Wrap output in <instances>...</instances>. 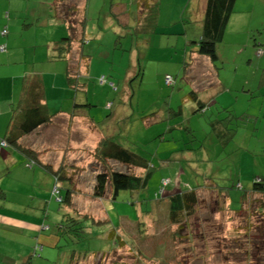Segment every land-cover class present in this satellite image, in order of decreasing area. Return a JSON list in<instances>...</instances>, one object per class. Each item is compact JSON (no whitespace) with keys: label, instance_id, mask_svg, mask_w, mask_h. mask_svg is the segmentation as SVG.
Wrapping results in <instances>:
<instances>
[{"label":"rangeland","instance_id":"374dc122","mask_svg":"<svg viewBox=\"0 0 264 264\" xmlns=\"http://www.w3.org/2000/svg\"><path fill=\"white\" fill-rule=\"evenodd\" d=\"M7 1L9 5L0 13V31L7 26L8 34L0 36V43L10 46V62L28 71L34 55L44 56L51 42L70 31L51 12L53 0ZM120 1L89 0L85 27L81 33L78 25L72 43L71 55L80 58L79 82L85 83L77 91V99L90 104L83 110L87 118L75 117L73 124L66 118L56 120L34 138L35 145H43L41 150L47 146L48 159L55 166L64 161L67 175L82 193L69 206L59 203L52 186L47 197L45 188L36 189L43 199L40 208L47 209L43 215H49L39 224L55 231L56 223H65L75 208L86 234L82 238L73 235V241L60 236L51 254L41 252L29 264H70L72 250L76 256H84V263L78 260L81 264H96L101 254V264H177L183 255L187 257L183 264L253 261L250 251L243 252L250 247L253 231L246 235L238 230L243 218L232 209L240 207L253 179L260 177L264 182V0L256 1L254 12H233L235 21H228L223 39L216 44L214 61L196 52L193 41L200 38L202 22L185 23L186 16L171 19L178 3L170 11L164 9L168 16L157 22L154 32L141 34L122 26L124 22L132 25L134 19L129 18L130 13L120 16L115 12ZM257 48L261 50L256 54ZM43 69L46 86L53 89L47 93L53 109L49 98L60 95L64 78L55 80L51 67ZM166 74L173 76L172 86L166 84ZM101 77L104 83H100ZM71 105L62 95L56 109L69 112ZM102 137L149 162L153 168L144 187L120 190L113 198L92 197L96 175L105 170L94 155ZM108 162L114 170L129 169L114 159ZM165 180H169L167 186ZM196 187L206 190L198 195L197 211L188 218L190 226L184 225L182 236H175L170 227L163 226L165 206L158 204L164 200L163 193ZM216 187L227 195L226 201L209 191ZM105 215L108 220L96 222ZM142 219L153 233L145 240L135 233L134 222ZM156 228L163 231L156 233ZM186 233L194 234L191 243L184 241ZM236 243L240 245L236 247Z\"/></svg>","mask_w":264,"mask_h":264},{"label":"trees","instance_id":"16d2710c","mask_svg":"<svg viewBox=\"0 0 264 264\" xmlns=\"http://www.w3.org/2000/svg\"><path fill=\"white\" fill-rule=\"evenodd\" d=\"M236 2L237 0L205 1L204 13L202 17V32L199 40L193 41L197 45L196 52L198 54L207 56L211 61L217 59L216 44L224 37L228 20L234 12ZM87 3L88 0H53L50 6V10L54 16L63 20L67 24V29L70 31V35L62 37L59 40H54L49 46L52 52L50 59L61 60L65 66L64 93L70 96L72 101L71 111L67 113L68 116L66 118L67 121H69V124H73L75 117L82 118V116H85L86 113L83 112V110H86L87 106H90L87 101L81 102L77 99V91L83 88L85 83L79 82L80 74L78 73V66L80 64V58L76 57L74 59V57L71 55V52L73 51L72 43L76 38V30L78 25L81 27V33L85 27V16L87 15H85V13H87L88 6ZM159 7V0H136V15L133 24L129 26L127 22H124L122 23V26L128 29L134 28L135 31H139L141 34H149L154 32L157 28V14ZM115 9V12L120 16L125 14V12L123 13V11H119L121 10V7H118V5L115 7ZM8 15V11L5 12V16ZM4 30L5 33H3ZM7 34V26H4L0 31V36L5 37ZM78 40L82 42L83 38L78 37ZM1 45L6 46V50L7 44L0 43V46ZM0 50L5 51L1 48ZM260 50L261 48H257L256 54L259 53ZM81 54L82 53L80 51L79 55ZM75 60L76 63L74 66L72 64ZM165 76H169L172 79L171 82L168 83L166 82L165 78L166 84L172 86L175 83L173 76L169 74H166ZM22 80L23 89L21 99L19 104H17V106L15 105L12 109L11 119L6 129L4 139L1 141V146H10L11 148H14L23 154L25 157L24 162L26 167L32 168L34 166H40L51 173L54 180V184L51 189L52 193L57 195V198H60L59 203L65 202L68 203L69 206H72L75 202L74 196L80 195L82 193L78 192L79 189L75 187V182H73L72 178L67 175V172L65 171L66 164L64 161H60L58 165L55 166V162H52L50 159H48L49 156L45 150L47 146L41 150L43 145H35L36 139H34L41 128L53 124V122L56 120H60L59 117L55 116L57 113H59V111L56 109L53 102H51V107L53 109L49 107L47 99L45 98L43 80L39 74H26L24 77H22ZM104 82L105 78L101 77L100 83ZM111 84L113 86V90H116L117 87L113 85V83ZM199 108L205 109V106L200 104ZM53 110H57L56 113ZM77 111H79L78 114L76 113ZM45 137H48V135ZM42 151L44 153H41ZM43 155H45L47 159L46 161L43 159ZM94 155L105 166V170L103 172L97 173L96 175V183L93 187V190L91 191V195L94 198H103L104 196L113 198L120 190H135L144 187L153 168L150 166L148 161L140 159V157H137V155L132 151L109 140V138L102 137L99 140L95 148ZM108 159H114L118 162L125 163L129 169L125 172L114 170L109 165ZM132 166L136 167V171L133 170ZM137 169H139V172H137ZM61 181L65 182L66 184L61 186ZM251 185L252 187L247 190L246 195L242 198L240 207H235L236 209L232 210L240 211L241 217L243 218L244 223L239 226L238 230L241 232L242 230L245 231L246 235H248L247 231H253V236L250 237V247L244 248L245 250H243V252L246 254L248 251H250L251 253H248V256L250 258L252 256V260L254 262L247 261L246 264H264V182L260 177H256L253 179ZM54 187H56V191L53 192ZM63 190H65L64 195L62 193ZM204 190H199L196 187L180 192H171L167 195L163 193L164 200L158 204L160 205L163 203L165 206L166 222H164L163 226H167L166 228L170 227L171 233L175 236H182L181 228H183L184 225L186 227L190 226L188 224V218L191 219V216L197 211V208H194V205L199 202L198 195ZM209 191L216 192L215 194L218 197H221L224 199V201H226L227 195L220 187H216L215 190L210 189ZM4 196L5 192L0 187V198H3ZM78 197H75V199ZM75 211L76 209L74 208V213H72V216L68 215L67 219H65V223H63V220H60L58 223H56V232H58V236H65L70 241H73L72 237L74 236L82 238L84 237L83 235L86 234L84 225L80 223L75 217ZM47 216L48 214L45 213L44 218H47ZM106 220H108V218L105 215L104 219L98 218L96 222L101 223L105 222ZM134 223L135 226H137V228H135V233L144 235V240L153 234L147 229L148 226L145 223V220H137ZM160 225L161 224H159V226ZM174 225H176V227H174ZM43 227L45 226L41 225L40 230H44ZM179 228L180 232H178ZM161 230L162 229L156 228L155 232L157 233ZM187 235L189 237L188 242L186 241ZM186 236L184 238L186 243H191L194 240V238H192L194 234L186 233ZM68 237H71V239ZM238 245L240 244L236 243V247ZM40 246L42 248V245L39 243V241H36L34 250H32L31 254L26 259L25 264H29L31 259L35 256L41 257V253L38 250L40 249ZM124 247L125 245H123L122 249ZM139 252L140 249L137 250V253ZM103 255L104 254H101V258L96 264H101ZM185 256L186 255H183V257L180 256V262H178L179 260L177 258V264L185 263L184 260L185 258L187 259ZM80 259H83L82 262L84 263V256H76V251L73 250L69 259L70 264H81L78 261ZM136 259L138 261V256ZM75 261L77 262L74 263ZM182 261L184 262L182 263Z\"/></svg>","mask_w":264,"mask_h":264},{"label":"crops","instance_id":"0c3cea01","mask_svg":"<svg viewBox=\"0 0 264 264\" xmlns=\"http://www.w3.org/2000/svg\"><path fill=\"white\" fill-rule=\"evenodd\" d=\"M159 1L160 7L157 14V22L168 16V13L164 12V9H169L170 11L172 6L177 5V3L180 7H176L175 12L170 15L172 20L174 18L182 19L183 16H186L185 23L196 21L199 25L200 22H202L206 0ZM242 1H247V5L241 4L240 2ZM256 1L258 0H237L236 3L238 4L234 7V14L239 11H241L242 14H246L250 11L254 12L255 4H257ZM260 1L262 2L263 0ZM161 2L166 5L163 7ZM9 3L10 2L7 0H0V13L3 12ZM129 3L130 5L128 6ZM117 5L121 7L119 11H123L125 14L130 13L129 18L133 17V19H135L136 0H121ZM232 15L229 18L231 23L235 21ZM128 25L131 26L129 23ZM228 25L230 24L228 23L227 26ZM242 33L244 34L246 32L242 31ZM9 47L10 46H7L6 51L0 50V187L5 192V196L0 198V264H25L26 259L29 257L32 250H34L35 240L39 241L42 245V248L38 250L40 253L43 252L45 256L51 254L53 249L57 248L59 244L60 236H58L56 228L55 231L50 228L40 231L39 226H41V224L39 223L41 220L45 221L43 212L47 209L42 210L40 208L43 199L41 198L42 195L40 191H36V189L45 188V197H47V194L50 193L49 188L51 186L53 187L54 180L52 174L40 166H34L32 168L26 167L23 154L10 146L2 147L1 141L4 139L6 129L11 119L12 109L15 105L17 106V104H19L21 99L23 89L22 77L26 74H39L43 80L45 98L47 99V93L52 88L46 86L44 76L42 77L43 74L41 72L44 70L43 67L46 69L51 67L54 74H56L55 80L58 78L61 81L62 76L64 78L65 66L61 60L50 59L52 52L50 47L47 46V51H45L44 56L36 55L35 57L34 55L35 62H33V67L28 71H22V65L17 66L9 61V52H7ZM42 56L43 58H39ZM38 65H42L43 67H38ZM55 80L54 84L56 82ZM64 87L65 84L63 82V86L59 87L61 92L60 95L49 98L53 101L55 107L58 104V98H61L63 94L67 100L71 101L70 96L64 93ZM58 111L59 113L55 116L60 119L67 118V111L61 109ZM43 157L46 161L45 155H43ZM34 183L39 186H32L31 184ZM42 183L44 186H42ZM47 201H49V199ZM70 251L71 250H68V252Z\"/></svg>","mask_w":264,"mask_h":264},{"label":"built area","instance_id":"2783aa9c","mask_svg":"<svg viewBox=\"0 0 264 264\" xmlns=\"http://www.w3.org/2000/svg\"><path fill=\"white\" fill-rule=\"evenodd\" d=\"M3 33H5V30L3 31ZM0 48L4 50V49H5V46L1 45ZM171 80H172V79H171L169 76L166 77V82L170 83ZM168 181H169V180H168ZM168 181L165 180V183H163V184H165V185L167 186V185L169 184ZM163 189H165V188H162L161 191H163ZM54 191H56V187L53 188V192H54ZM57 199L59 200L60 198L58 197ZM36 248H37V246H36ZM39 248L41 249V246H40Z\"/></svg>","mask_w":264,"mask_h":264}]
</instances>
